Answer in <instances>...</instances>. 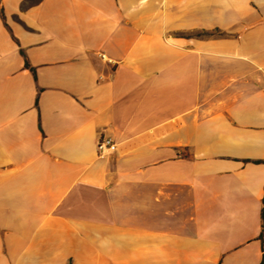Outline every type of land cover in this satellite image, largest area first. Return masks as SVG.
<instances>
[{"label":"crops","instance_id":"1","mask_svg":"<svg viewBox=\"0 0 264 264\" xmlns=\"http://www.w3.org/2000/svg\"><path fill=\"white\" fill-rule=\"evenodd\" d=\"M263 199L264 0H0V264H264Z\"/></svg>","mask_w":264,"mask_h":264},{"label":"built area","instance_id":"2","mask_svg":"<svg viewBox=\"0 0 264 264\" xmlns=\"http://www.w3.org/2000/svg\"><path fill=\"white\" fill-rule=\"evenodd\" d=\"M117 150V144L108 136H100L97 140V152L99 156H109Z\"/></svg>","mask_w":264,"mask_h":264},{"label":"trees","instance_id":"3","mask_svg":"<svg viewBox=\"0 0 264 264\" xmlns=\"http://www.w3.org/2000/svg\"><path fill=\"white\" fill-rule=\"evenodd\" d=\"M206 34H209V32H207V31H201V32H198L197 33V35H206ZM263 201H264V199H263ZM262 217H264V209H262ZM262 227H263V224H262ZM262 236H263V229H262L261 237Z\"/></svg>","mask_w":264,"mask_h":264},{"label":"rangeland","instance_id":"4","mask_svg":"<svg viewBox=\"0 0 264 264\" xmlns=\"http://www.w3.org/2000/svg\"><path fill=\"white\" fill-rule=\"evenodd\" d=\"M29 1H35V0H29Z\"/></svg>","mask_w":264,"mask_h":264}]
</instances>
